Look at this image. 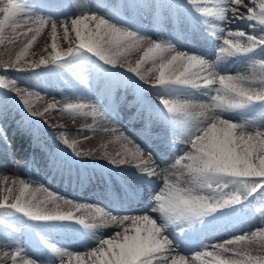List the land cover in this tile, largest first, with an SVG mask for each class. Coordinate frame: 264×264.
Segmentation results:
<instances>
[{"label": "snow or ice", "instance_id": "snow-or-ice-1", "mask_svg": "<svg viewBox=\"0 0 264 264\" xmlns=\"http://www.w3.org/2000/svg\"><path fill=\"white\" fill-rule=\"evenodd\" d=\"M68 6L76 14L70 20H59L36 14L27 0H0V46L6 41L14 44L21 36L26 40L14 55L5 47L7 59L5 52H0V71H34L49 64L54 66L49 71L89 65L95 70L99 67L97 61L109 66L108 69H125L139 84H148L156 90L174 137L170 143L176 145L178 138L182 149L177 146L170 165L173 172L159 168L152 153L145 158L139 145L125 147L115 154L105 151L102 159L108 164L130 165L141 181L153 184L161 178V182L153 188L151 205L142 209L141 214L120 215L96 208L95 214L89 213L98 220L92 224L75 217L71 210L64 212L62 207L67 205L81 211L93 206L63 199L42 185L33 187L24 179L0 178V221L20 214L31 225L46 231L72 221L92 231L94 241L86 251H78L53 242L41 231L25 233L38 252L37 258H30L28 249L8 235L5 224V238L0 240V264H196L197 261L204 264L202 258L208 259V264H264V118L257 121L242 115L245 109L264 108V0H183L182 4L167 5L183 8L193 20L203 23L207 37L215 42V60L195 51L178 50L171 41L142 34L127 24L120 8H109L102 15L92 10L90 0H71ZM238 22L247 23L253 34L228 27ZM45 28L49 29L52 52L38 61L28 60L29 49ZM257 29L259 35L254 34ZM59 30L65 41L74 33L76 46L65 52L57 51ZM132 53L139 54L134 66L130 62L125 64ZM226 58L243 60L246 70L235 74L224 70L221 61ZM144 64H151L147 72L142 71ZM149 74L154 76L151 83ZM96 76L100 78L99 74ZM76 79L85 85L89 83L79 74ZM103 80L106 89L115 84L127 87L129 82L135 83L127 78L117 80L108 72L103 73ZM0 90L13 93L33 117L58 111L73 119L104 118L100 109L87 103L69 102L59 108L49 103L43 112L37 111L35 103L42 99L40 94L19 87L17 80L4 75H0ZM86 91L78 95L83 96ZM197 94L207 97V101L197 103ZM8 111L5 95L0 98V117H7ZM232 113L240 114V118H234ZM103 131L110 132L117 142L132 143L114 127H105ZM2 138L7 140L6 136ZM60 141L75 158L90 155L78 150V142L70 141L64 133ZM184 176L187 181L182 179ZM13 191L18 193L14 197ZM40 193H46V198H38ZM48 204L54 207L49 208ZM207 217H212L210 227L257 217L260 223L255 230L233 235L210 249L200 241L203 250L191 257L182 254L202 231L197 226L204 225ZM110 227L114 229L112 232L102 231Z\"/></svg>", "mask_w": 264, "mask_h": 264}, {"label": "bare ground", "instance_id": "bare-ground-1", "mask_svg": "<svg viewBox=\"0 0 264 264\" xmlns=\"http://www.w3.org/2000/svg\"><path fill=\"white\" fill-rule=\"evenodd\" d=\"M28 1V0H27ZM43 0H32L34 4H28L31 8L34 9L35 13L38 14L36 11L39 10L42 15L45 16H51L53 19H71V15L76 14L75 9L72 7H69L68 4H70L71 0H60L61 3L56 8L53 7H41L40 3ZM105 0H92L90 1V7L93 11L98 12L99 14H105L108 10H105L103 7V2ZM109 1V0H107ZM129 3V1L127 0ZM170 4H181L178 2V0H169ZM139 8L137 7L136 11L130 9L129 11H126L124 8L121 9V14L123 16V19L127 22V24L131 25L133 29L139 30L142 34H146L150 36L152 39L159 40L158 37H164L165 40L171 41L174 43L178 50L184 51V49L190 48L192 45L193 47L198 44V41L200 39L204 40L206 39L205 43L201 46H196V49H199L201 47L202 51L205 52L202 53L206 58L209 60H215V47L213 41H211L210 37H205L203 34H201V30L205 31L207 35V30L205 29V26L203 23L198 22L196 20H193L191 17L187 15L185 10L183 8L180 9H172L168 8L166 3L161 7L160 9H155L154 7L150 6L151 2H148L147 4H142L140 1ZM99 5V7H97ZM117 8V7H115ZM125 13H124V11ZM151 20V22L148 25H145L144 22L141 19V16L139 13ZM172 13L173 16H176L180 19L181 27L188 28V31L185 32L184 30H178V32H172L167 34H163L162 31L159 29V26L164 24L166 21H169L170 18L173 16L170 15ZM213 23H216L213 21ZM228 27H231L233 29L240 28L244 30L246 33H252V29L247 27V23L245 22H238L235 24H230ZM201 29V30H200ZM256 35H259V29L256 30L254 33ZM200 35V37H199ZM72 35H70L69 40L65 41L63 37L57 35V51L65 52L67 48L73 43L71 39ZM62 39V40H61ZM26 42L25 38L21 36L18 40L15 41L14 44H7L2 48V52H5V47L10 48L13 52V55L18 52L22 47L23 44ZM51 44V38L49 35V29L45 28V30L41 33V35L36 39L35 42H33L31 48L28 51L27 59L33 61H38L41 56L39 55V52L43 49L44 46ZM60 44V46H59ZM69 45V46H68ZM51 49V48H50ZM33 55V56H30ZM36 56H35V55ZM35 56V57H34ZM139 57V54L132 53L127 57L126 61H134L136 57ZM46 57V56H45ZM4 58L7 59V53L5 52ZM95 57H92V60ZM125 61V62H126ZM148 64L143 65V71H146V67ZM221 66L224 70L229 71L232 74H235L237 71L244 72L246 70V65L244 64L243 60L237 59V58H226L221 61ZM51 67V64H49L47 67H41L38 69L39 74H44L49 71ZM45 70V71H44ZM48 70V71H47ZM44 71V72H43ZM109 74H116L119 75V79L121 78H127L131 81V78H129L122 68L118 69H109ZM104 72H108L107 68L104 69ZM4 73V72H2ZM37 75V74H36ZM6 76V75H5ZM11 77H13L15 80L18 81V84L26 85L32 88V92H38L40 96L42 97L40 101V108L42 110H45L49 103H55L57 105V108L62 107L65 103H83L85 101L84 99H81L78 93L84 92L87 90V87L79 88V89H71L70 87L66 86L64 82L56 81L52 78H47L46 82L44 79L34 78L35 73H32V76L23 77L18 73L10 74ZM12 78V79H13ZM96 76L88 79L89 83H92L96 80ZM67 79V78H65ZM105 88V86H104ZM106 89V88H105ZM109 94L106 98L111 99L115 95H117V92H119L118 99L119 100H111L112 103L110 106L106 107V110L110 114V116L118 121L120 124V128L118 127V133H124L130 141H132L131 144H127L126 142H117L121 143L124 147H127L129 149L133 148L134 145H139L145 152V158H147V154L150 152L156 159V161L161 162L164 160L165 157H171L172 159L175 157L177 150L172 149H164L168 147V143L164 142V140L167 137L172 136L171 132H167L163 127H159L158 130V139L159 140H153V138H150L146 133L144 132L146 129H152L154 130L155 122H163L165 123L164 115L162 111H159L160 113L155 118L153 116V107L146 111V108L142 106L144 102V98L140 95V88H132L131 82H129V86L124 87L120 84L112 86L109 88ZM107 89V90H109ZM90 91H86L85 95L83 96H91ZM69 96V97H67ZM133 96H135L133 98ZM123 100H129L127 104H130V106H123ZM113 101V102H112ZM201 101H207V97H204L200 94H197L196 102L199 103ZM125 102V101H124ZM141 102L140 105H137ZM8 115L7 117H2V121L0 122V129H2V132H0V151L5 150V148H9V146H13V152L17 155H22L23 158H29L28 162L33 163L32 156L36 155L39 160H41L40 154L45 152V146L42 144L41 141H36V146L33 149H27V144L25 140V136L23 132H21V129L25 122H26V116L23 113H19V110L16 107H12L11 104L8 103ZM196 109H194L195 111ZM243 112L248 113L247 116L244 118L248 119H256L259 121L260 119L264 118L261 116V113H264V109L260 108L259 106L255 108H249L243 110ZM46 117L48 120H50L47 124V127L50 129V132L53 136L58 135L60 133H64L67 131L68 127L69 129L74 127L75 123V129L77 130V134H80L81 132L78 131V129H89L91 128L90 124L88 122H80L78 119L81 117H77L73 119L71 116L67 114H61L58 111H52L46 113ZM106 121H109L108 119ZM136 123V131L132 132L131 134H128L126 132V128L131 125L133 122ZM110 122V121H109ZM73 123V124H72ZM87 123V124H84ZM92 131H85V134L82 135L80 138L83 140L84 138H87L88 136H92ZM71 133V132H70ZM74 135V132L71 133ZM75 134V135H77ZM95 134V133H93ZM6 136L7 140L5 141L2 137ZM78 136V135H77ZM69 137H72L69 135ZM94 137V136H93ZM73 138V137H72ZM108 149L107 152H111V146L115 145L114 143H107ZM39 147H42V151L39 150ZM97 147V144L94 146ZM180 148L182 149V145H180ZM3 149V150H2ZM163 150V154H161L159 151ZM47 151V150H46ZM175 151V153H174ZM48 153L51 152V150L47 151ZM28 153V154H27ZM174 154V155H173ZM43 161V159H42ZM101 165L106 166V168H100L98 166L88 169V173H93V179L87 182L85 184L84 182H72L67 183L63 182L59 177L55 179H49L48 176L45 175L43 171L36 170L33 167H24V166H16L11 163V158L9 155H6L4 157L0 156V178H3L4 176L9 177V179H24L26 182L30 183L33 187L37 186H44L49 189L52 193L55 195H58L62 197L63 199H69L74 201L75 203L85 205V206H93L92 208H85L86 210L91 211L93 214H95L96 208H100L99 205L92 201L94 199L93 196L88 195L89 191L99 185H103L105 182V178L111 181V178H114L112 169L116 166L110 165L105 161L104 159L100 158L98 160ZM171 163V162H170ZM50 164L54 165L55 167L52 170V173H56L57 176H60L61 173H65L67 176H71L68 172V169L70 167H74L73 164L66 161V159L61 155H55L54 158L50 159ZM127 168H132L130 165H125L123 167H118L119 173L128 174L126 171ZM56 170H59L56 171ZM159 170V169H158ZM169 170V169H168ZM169 172H171L169 170ZM89 176V175H88ZM136 176L138 177V174L136 173ZM139 179V178H138ZM140 180V179H139ZM69 181V180H68ZM155 183V180L154 182ZM7 187V186H4ZM115 190H118L117 184H114ZM101 191V190H100ZM100 191L97 192V196L99 197ZM144 193V190H141ZM42 196H47L46 193H40ZM126 195V194H125ZM147 200H151V198H147L146 195H144L143 198H135L134 203L135 204H129L131 207H135L137 209H143L146 207L149 202ZM62 203V201H59ZM67 206V205H64ZM128 206V207H130ZM71 210L75 217L79 218L78 214L76 213V210L74 208L66 209L64 212H68ZM83 210V209H82ZM105 212H110L113 214H118L115 212V210H109L108 207L103 209ZM227 211V210H226ZM133 214H141V211L134 212ZM123 215V214H120ZM16 218L23 219L21 216H15ZM72 221H66L64 222L66 227L63 228H57L56 230L52 231H43V235L48 236L50 240L53 242H56L58 244H66L69 247L78 250V251H86L88 249V246L90 242L92 241L91 236L92 232L89 235L77 237L76 239L67 240L66 236L70 233L69 227H75L79 224L72 225ZM228 223L226 225H221L218 228H212L211 230L208 229V233L205 235V238L207 239L208 245L210 246L213 242L222 243L224 240L229 239L233 235L237 234H243L245 232H250L252 230H255L256 227L259 226V218L256 219H241L237 222ZM89 224L92 223H98V220L95 221H89L87 222ZM113 228H107L102 231L105 232H112ZM97 231V230H93ZM229 234V235H228ZM228 235V236H227ZM217 243V244H218ZM205 246V245H204ZM197 247V248H195ZM211 248V246H210ZM28 249V255L30 258H37L38 252L35 250L34 246L26 247ZM187 250L186 254L189 257H191L196 251H202V246H199L198 244L194 243L191 245L189 249ZM204 260V264H208V259L202 258ZM196 264H201V261H197Z\"/></svg>", "mask_w": 264, "mask_h": 264}, {"label": "rangeland", "instance_id": "rangeland-1", "mask_svg": "<svg viewBox=\"0 0 264 264\" xmlns=\"http://www.w3.org/2000/svg\"><path fill=\"white\" fill-rule=\"evenodd\" d=\"M30 1H32V0H30ZM112 1L114 3L113 4V6H114L115 4H118L119 1H123V0H112ZM27 2H29V1H27ZM48 5H56V4H48ZM58 34H59V36H61V38L63 37L62 30H59ZM70 35H72L71 39L73 40L72 41L73 43L70 46L69 45L68 46L69 47H75L77 42H76L74 33H70ZM56 43L58 44L59 42H57V40H56ZM6 45H7V41L5 42L4 46H6ZM50 45L47 44L46 46H44L43 49L39 52V55L46 54L45 56L47 57L48 54L50 52H52V49H50L51 48ZM4 46H0V52H2V48ZM59 46H60V44H59ZM45 49H47V50H45ZM30 56H33V55L30 54ZM134 57H136V56H134ZM138 59H139V57H136L134 59V61H126L125 64L130 62L134 66L135 62ZM31 60H33V59H31ZM97 64H98L99 67L97 69H95V70H93L91 65H89L85 69L82 68V67L79 68L80 66H76V67L72 68L71 70H69L70 73H71V76H74L75 79H76V76L78 74L83 76L84 79H89V78H92V77L96 76L95 73L100 75V78L99 79L96 78V80L94 81L95 83L93 85L91 83L88 84V87H89L88 91L92 92L91 94H93L92 98L89 100L90 102H95V101L98 102L97 99H95V98H98L96 93H99L100 96L106 95L108 93L106 90H102L103 86H105V82L103 80V73L104 72H102V71H103L104 68H106V65H103V63L99 62V61H97ZM51 67L53 68L54 66L51 65ZM118 68L119 67L113 68V69H118ZM149 68H151V64L147 65L146 71ZM74 69L77 72H74ZM81 69H84V70L81 71ZM143 69L144 68H142V71H143ZM124 71H125V69H124ZM13 73H18V74H20L23 77L32 76V73H35V77L34 78H40V79H42V77L44 78L45 76L51 77V75H53V77L54 76L59 77L62 81H63V78L66 77V73L65 72H58L57 70L48 71L47 73L44 72V74H42V73L39 74L38 69H36L34 71L27 70V71H23V72L9 70L8 72L2 73V71H0V75H4V76L6 75V77L8 79H12L13 78V77L10 76V74H13ZM126 74L129 76V78H131L132 81H135V78L132 77L131 73H127L126 72ZM40 75H44V76H40ZM113 76L115 78L119 79V77H118L119 75L113 74ZM148 79H149V82L151 83L153 81V79H154V76L149 74ZM133 85L136 86V85H141V84H139L138 81H135V83H133ZM18 86L22 87V88L23 87H27V89L29 91L32 90V88H30L29 86H26V85L18 84ZM5 95L7 96L8 103L11 104L12 107H16L19 110V113H23V114H25L27 116V120H28V122L30 124V125L28 124L27 126H31V129H34V126L37 125V123H38V124H40L43 127V132H47V133L51 134L50 129L47 127V124H48V122L50 120H48V118L46 117V114L43 117H33L29 113H27V111L23 108V106L21 105V103L15 97V95L13 93H11V92H7L6 93L4 90H0V98L4 97ZM119 95L120 94H117V97ZM67 97H69V96H67ZM35 109L37 111H41V112L44 111V110H42L40 108V101H37L35 103ZM98 109H100V111L104 113V118L97 117L96 120H93V118L91 116H87V117L81 116V118L78 119V121H80V122H88L91 127H94L96 130L93 133H95V134H93L91 132L92 136L90 135L87 138H84L83 140H81L80 138L82 137V135L85 134V131H80L81 133L77 134V132H76L77 130L75 129V125L77 123H75L74 127L70 128V129L68 127L67 131L64 132V134L66 135V137L70 141L71 140H76L78 142V144H77L78 150L90 153L89 156L82 157V158H87L89 160V163L91 165H93V166H95V164H98V160L100 158H102L103 153L105 151H107V149L109 147L107 143H114L115 144V145L111 146V152L110 153H112V154H115L118 151L122 152L124 150V148H125L123 145H121V143H117V141H115V137L110 132H104L103 131V128H105V127H109V128L114 127V128L117 129L119 127V125L117 124V121L114 120V122H116V123L111 122V121L109 123L108 121H106L108 119L107 114L104 111H102L101 108H98ZM1 119L2 118L0 117V120ZM45 121H47V123ZM111 123H113V124H111ZM84 124H87V123H84ZM70 132L71 133L74 132V135H72ZM75 134H77L78 136L75 135ZM69 135H71L73 138L69 137ZM60 136H61V133L58 134V135H55V137H53V136L51 137V138H53L51 140L53 148L57 152L61 153L64 157H69V156L74 157L72 155V153H71V150L66 148L61 143ZM96 144H97V147H94ZM185 177H186V181H187L188 177L187 176H185ZM17 194L18 193L16 191H13L11 195L14 197ZM37 195H38V198H40V199L46 198L45 196H42L40 194H37ZM10 202H11V200H10ZM47 207L51 208V207H54V205L48 204ZM68 207L69 206H63L62 210L65 211L66 209H68ZM77 212L80 215H82L83 217H86V219H85L86 221H90V220H92V221L94 220L95 221L96 220V219H93L92 215H89V213H92L89 210L83 209L81 211H76V213ZM15 216H21V215L20 214H15V215H13L11 217H5V218H3L2 221H0V240H3L5 238V228L3 227V225H5V224L8 226L7 227L8 235H11L14 238L18 239L23 246L29 245V242H30V241H25V238H27V239L29 238V236L26 235L25 233H30V232H34V231H41V233L43 232V229H40V228L36 227L35 225H34V227H29V224L26 221L27 220L26 217H23V219H24V221H23L22 219L16 218ZM23 225H27V228L25 229L23 227ZM60 227H58V228H60ZM15 228H19V229H21V231L20 232L13 231V229H15ZM56 229H54V230H56ZM22 234H24V235H22ZM254 254H257V253H254Z\"/></svg>", "mask_w": 264, "mask_h": 264}]
</instances>
